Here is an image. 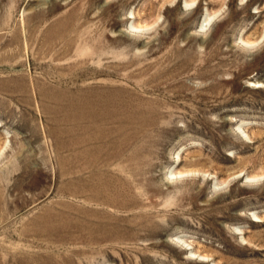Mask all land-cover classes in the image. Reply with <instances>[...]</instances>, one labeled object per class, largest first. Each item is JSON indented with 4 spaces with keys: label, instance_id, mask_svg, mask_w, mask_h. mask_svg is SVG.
I'll list each match as a JSON object with an SVG mask.
<instances>
[{
    "label": "rangeland",
    "instance_id": "374dc122",
    "mask_svg": "<svg viewBox=\"0 0 264 264\" xmlns=\"http://www.w3.org/2000/svg\"><path fill=\"white\" fill-rule=\"evenodd\" d=\"M0 264H264V0H0Z\"/></svg>",
    "mask_w": 264,
    "mask_h": 264
},
{
    "label": "bare ground",
    "instance_id": "6f19581e",
    "mask_svg": "<svg viewBox=\"0 0 264 264\" xmlns=\"http://www.w3.org/2000/svg\"><path fill=\"white\" fill-rule=\"evenodd\" d=\"M211 22V19L210 17H208V15H205L203 18H202V21H201V25H200V29H205ZM131 28L132 29H136L134 28L132 25H131ZM192 174V173H191ZM248 180H252L250 178H248Z\"/></svg>",
    "mask_w": 264,
    "mask_h": 264
}]
</instances>
